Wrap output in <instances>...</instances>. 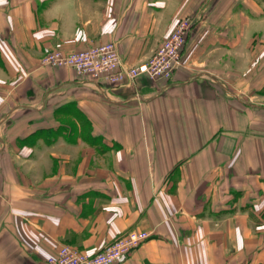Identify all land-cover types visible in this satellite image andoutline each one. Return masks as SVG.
Instances as JSON below:
<instances>
[{"label": "crops", "instance_id": "crops-1", "mask_svg": "<svg viewBox=\"0 0 264 264\" xmlns=\"http://www.w3.org/2000/svg\"><path fill=\"white\" fill-rule=\"evenodd\" d=\"M182 17L171 81L42 63L109 41L145 63ZM132 230L116 264H264V0H0V264Z\"/></svg>", "mask_w": 264, "mask_h": 264}, {"label": "built area", "instance_id": "built-area-1", "mask_svg": "<svg viewBox=\"0 0 264 264\" xmlns=\"http://www.w3.org/2000/svg\"><path fill=\"white\" fill-rule=\"evenodd\" d=\"M195 18H180L173 31L163 41L155 55L145 63L128 66L123 61L117 43L109 41L81 51L55 50L47 53L42 63L49 67H72L83 82L98 83L106 79L113 84L132 83L137 77L171 81L181 66L188 36ZM151 234L132 230L109 243L101 252L89 255L84 251L62 245L56 255L47 259L49 264H116L140 248Z\"/></svg>", "mask_w": 264, "mask_h": 264}]
</instances>
